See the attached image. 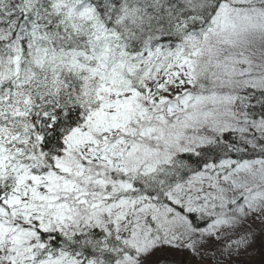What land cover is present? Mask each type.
I'll return each instance as SVG.
<instances>
[{
	"label": "snow or ice",
	"instance_id": "obj_1",
	"mask_svg": "<svg viewBox=\"0 0 264 264\" xmlns=\"http://www.w3.org/2000/svg\"><path fill=\"white\" fill-rule=\"evenodd\" d=\"M0 264H264V0H0Z\"/></svg>",
	"mask_w": 264,
	"mask_h": 264
}]
</instances>
